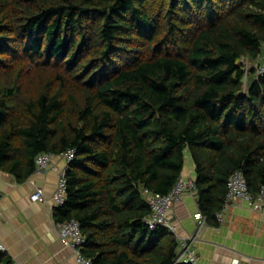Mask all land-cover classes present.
<instances>
[{
    "label": "trees",
    "instance_id": "obj_1",
    "mask_svg": "<svg viewBox=\"0 0 264 264\" xmlns=\"http://www.w3.org/2000/svg\"><path fill=\"white\" fill-rule=\"evenodd\" d=\"M263 49L264 0H0V168L24 181L74 149L54 214L94 264H194L148 226L145 189L169 193L190 153L207 219L237 170L258 194L264 73L244 59ZM0 264L16 262L0 248Z\"/></svg>",
    "mask_w": 264,
    "mask_h": 264
},
{
    "label": "crops",
    "instance_id": "obj_2",
    "mask_svg": "<svg viewBox=\"0 0 264 264\" xmlns=\"http://www.w3.org/2000/svg\"><path fill=\"white\" fill-rule=\"evenodd\" d=\"M66 164L56 156L43 173L33 172L18 181L0 168V246L6 247L16 264H78L73 248L60 237L53 199L59 174L55 165ZM196 179V163L186 154L182 171ZM42 187L45 200L33 201L31 194ZM199 210L196 192L188 189L169 211L176 237L196 238L193 246L201 264H264V206L254 209L246 201H235L208 218L198 229L194 213Z\"/></svg>",
    "mask_w": 264,
    "mask_h": 264
},
{
    "label": "built area",
    "instance_id": "obj_3",
    "mask_svg": "<svg viewBox=\"0 0 264 264\" xmlns=\"http://www.w3.org/2000/svg\"><path fill=\"white\" fill-rule=\"evenodd\" d=\"M257 73H264V49L261 57V63L256 66ZM249 73V70L247 69ZM247 77V75H246ZM56 156H62L66 164L63 167L57 165L54 166L59 174L57 186L54 191L53 199L56 207L65 204L68 196V178L67 171L69 169L70 161L75 157V150L68 149L60 154L53 152L40 153L35 159L34 172L37 174L43 173L49 169L53 164V159ZM192 190L197 193L196 180L194 178H185L181 176L172 190L169 193L162 194L157 193L149 189H145V194L148 197L149 204L151 206V214L147 219L148 226L151 229H156L159 225L169 228L173 233H176V227L172 224L169 218V211L174 203L183 197L186 190ZM33 201L45 200V193L42 187L36 188L31 194ZM224 206L226 207L235 201H246L254 209L260 210L264 206V184L261 185L260 191L257 195H254L247 182V178L243 171L237 170L233 172L227 183V192L224 200ZM223 209V208H222ZM222 209L217 212L218 218L222 219ZM194 217L197 221L198 229H200L206 223V216L200 211L194 213ZM58 231L61 239L65 244L73 248L76 254L78 264H94L92 257L86 255L83 251L86 238L82 232L79 222L75 218H71L68 221L57 222ZM193 238H183L180 240V249L177 261L191 262L194 264H201L198 260L197 251L193 246ZM0 248L6 251V247L1 245Z\"/></svg>",
    "mask_w": 264,
    "mask_h": 264
},
{
    "label": "rangeland",
    "instance_id": "obj_4",
    "mask_svg": "<svg viewBox=\"0 0 264 264\" xmlns=\"http://www.w3.org/2000/svg\"><path fill=\"white\" fill-rule=\"evenodd\" d=\"M244 62H245V65H246V69H248L249 71L251 70L252 66H257L258 65V63L249 61L248 59H244ZM24 65H25L24 68L18 67L16 69L14 77L19 76L18 79H22L24 77V74H26L27 72H31L32 73V72L36 71L35 67H31V64L25 63ZM31 73H30V75H31ZM27 76H29V75H27Z\"/></svg>",
    "mask_w": 264,
    "mask_h": 264
}]
</instances>
